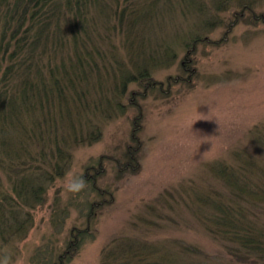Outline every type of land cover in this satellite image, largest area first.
<instances>
[{
    "label": "rangeland",
    "instance_id": "374dc122",
    "mask_svg": "<svg viewBox=\"0 0 264 264\" xmlns=\"http://www.w3.org/2000/svg\"><path fill=\"white\" fill-rule=\"evenodd\" d=\"M102 1L112 4L107 18L112 25L120 21L115 12L131 2L140 3L138 9L145 12L144 0ZM89 10L97 13L99 7L91 2ZM68 17L72 21L71 14ZM148 17L152 23L146 29L141 25L137 31L136 24L126 21V31L118 26L113 38L98 40L106 64L102 84L106 100L96 110L92 102L101 94L82 82L85 90H92L87 95L92 104H87L93 108L83 106L80 128L74 132L59 118L49 124L52 133L58 128V138L69 136L73 143L69 167L63 177L45 180L46 200L32 210L33 225L24 238L5 235L3 241L0 236V264L56 262L67 250L72 229L86 227L95 238L84 242L68 264H104L110 244L126 238L138 242L137 254L169 253L192 263L186 260L185 246H190L201 252L203 262L251 264L242 256L240 263L227 255L234 245L214 220V200L229 205L232 201L231 187L218 175L222 166L245 172L259 185L264 181V0H172L162 14L154 9ZM100 18L98 14L96 40L105 33ZM144 35L149 42L146 50L153 55L151 76L158 84L151 90L142 81L129 83L118 100L121 110L107 98L119 95L113 86L122 84V72H136L142 61H149L142 46L127 48ZM63 49L52 55L54 63L68 57L66 49L73 53L68 45ZM169 50L171 55L175 51V59L165 54ZM42 59L47 73L49 55ZM139 115L140 166L121 174L128 147L138 145L132 136ZM32 145L36 150L38 145ZM69 174L83 178L84 190L66 189ZM9 187L1 171L0 197ZM232 204L245 212L243 202ZM90 207L93 218L88 221ZM248 211L247 220L264 233L263 210ZM115 254L111 264L121 262L122 256L126 261L120 249Z\"/></svg>",
    "mask_w": 264,
    "mask_h": 264
},
{
    "label": "trees",
    "instance_id": "16d2710c",
    "mask_svg": "<svg viewBox=\"0 0 264 264\" xmlns=\"http://www.w3.org/2000/svg\"><path fill=\"white\" fill-rule=\"evenodd\" d=\"M99 1L0 0V172H4L10 183L9 190L1 192L0 197V236L3 241L6 240L5 235L24 238L33 225L32 210L46 200L45 180L53 181L63 177L69 167L73 143L69 136L58 138V128L56 133H52L49 124L59 118L63 125L68 121L69 127L71 126L75 132L84 119L81 116V112L85 111L83 106L86 110L96 107L99 111L98 103L106 100L102 95L103 70L106 69V64L104 50L98 41L100 37L113 38L118 26L122 32L126 31L127 28H124L126 21L136 24L137 31L141 25L146 29L152 23L148 16L153 14L154 9L157 14H162L166 7L172 6V0L171 3L170 0H144L145 12L142 13L138 9L140 3L131 2L127 7L115 12L120 19L116 26L107 20L109 10H114L112 4ZM91 2L99 7L97 13L91 14L89 10ZM161 7H164V10ZM69 14L72 21L68 17ZM98 14L106 27L105 33L103 35L99 33L96 40L93 34L96 31ZM192 39L196 42L199 38ZM111 40L109 39L110 42ZM67 45L73 53L66 49L68 57L61 63H54L52 55L61 53L63 47ZM136 45L142 46L149 61H142L136 72L128 69L129 73L122 72V84L118 86L115 83L113 86L119 95L107 98L108 104H115L121 110L123 108L119 97L122 96V91H127L129 83L142 81V84L151 90L158 84L151 76L150 59H153V55L149 49L146 50L149 42L146 43L145 35L143 39L139 37L130 43L127 48L130 51ZM41 48L45 52H40ZM171 52L172 55L170 50L165 54H170V57L175 59V51ZM44 54L49 55L48 61L51 63L50 67H46L47 73L42 59ZM82 82L92 84L97 93L101 94L96 97L99 101L95 100L96 98L93 100L92 103H95L93 107L87 104L90 103L87 95L92 90L90 88L85 90L81 86ZM84 101L86 105L81 104ZM141 117L139 115L135 120V131L132 136V140L138 145L128 147L127 164L124 165L121 174L128 171V168L140 166L137 149L140 141L136 133L140 127ZM64 132L66 130L63 131V134H66ZM98 133L92 130L91 134ZM91 134L89 138H92ZM32 143L38 145L36 150L32 149ZM34 151L39 156L34 157ZM244 161L249 173V162L245 159ZM32 169L33 171H30ZM218 175L224 184L231 187L229 193L232 201L236 204L243 202L245 208L243 212L242 208L235 207L232 201L229 205L214 200L217 211L214 220L218 228H222V236H226L228 242L234 245L228 247L227 255L232 259L236 257L240 263L250 260L251 264H264V233L255 222L246 218L248 210H253L251 213L264 212V181L262 185H259V182H252L245 172L240 174L228 165L220 167ZM92 211L93 208L88 214V221L93 218ZM95 235L89 227L73 228L67 250L51 264H68L81 245L88 239L93 240ZM137 244L138 242L132 238L113 241L105 251L104 264H111L116 259L117 248L122 251L126 260L123 262L122 256V261H118L117 264H211L203 262L202 258L198 257L201 252L193 250L190 246H185L188 252L186 260L192 263L181 261L177 255L169 253L159 257L151 253L137 254L140 249ZM240 256L244 260H241ZM248 263L250 264L249 261Z\"/></svg>",
    "mask_w": 264,
    "mask_h": 264
},
{
    "label": "clouds",
    "instance_id": "9594fccd",
    "mask_svg": "<svg viewBox=\"0 0 264 264\" xmlns=\"http://www.w3.org/2000/svg\"><path fill=\"white\" fill-rule=\"evenodd\" d=\"M65 187L70 192L78 193L84 190L86 183L82 177L69 174V179L65 182ZM4 264H7V261Z\"/></svg>",
    "mask_w": 264,
    "mask_h": 264
}]
</instances>
